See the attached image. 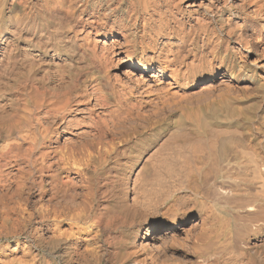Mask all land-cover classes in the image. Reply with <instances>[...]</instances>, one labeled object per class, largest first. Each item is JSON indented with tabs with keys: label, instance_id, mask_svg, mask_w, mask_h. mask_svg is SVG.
<instances>
[{
	"label": "bare ground",
	"instance_id": "1",
	"mask_svg": "<svg viewBox=\"0 0 264 264\" xmlns=\"http://www.w3.org/2000/svg\"><path fill=\"white\" fill-rule=\"evenodd\" d=\"M260 45L264 0H0V264H264Z\"/></svg>",
	"mask_w": 264,
	"mask_h": 264
},
{
	"label": "rangeland",
	"instance_id": "2",
	"mask_svg": "<svg viewBox=\"0 0 264 264\" xmlns=\"http://www.w3.org/2000/svg\"><path fill=\"white\" fill-rule=\"evenodd\" d=\"M259 48L261 49V54H263L264 53V47L262 46V45H260L259 46ZM255 58H256V56L255 55H251V56H248L247 58H246V60L247 61H249V62H253V61H255L257 64H258V66H257V71L259 72V74L260 75H264V67L263 66H261V65H259L260 63H262V61H264V60H262V61H260L259 59H257V60H255ZM264 63V62H263ZM81 64H83V65H85V61L83 60V61H81ZM110 67H111V71L112 72H121V71H123V70H125V69H128V67H127V65H125V63H121L120 61H116V63L114 64H111L110 65ZM69 69V71L68 70H66L65 72V77H64V79H63V76L61 77V76H59V78L61 79V80H59V78H56V80H57V83L59 84H61L62 85V81H64V83H65V81H69V77H70V73H73V71L74 70H72V68H68ZM68 79V80H67ZM105 81L107 80L106 78H103ZM125 79H127V81H128V78L127 77H125ZM63 83V84H64ZM109 89V88H108ZM106 90H107V88H106ZM0 221H1V219H0ZM1 223V222H0ZM0 228L2 229V231L0 232V258L2 259V260H5V256H7V255H9L10 254V252H11V250L12 249H14V248H17V251L19 252V255H28L29 254V250L28 249H26L27 248V246H25V249H26V251L25 250H23V248L22 247H20L22 244L21 243H24L25 241H26V238H25V236H26V234H23V236H21L20 238H21V241H20V245H17L16 244V239L13 237H11L9 240L6 238V235H7V231H5V236H4V234H3V232H4V230H5V228H2L1 227V224H0ZM4 229V230H3ZM164 230L162 229H160V231H158V234H161V232H163ZM180 235H183V230L181 229V230H179V232H178ZM5 241V242H4ZM19 246V247H18ZM23 251L24 252H26L25 254H22L23 253ZM8 253V254H7ZM85 257L86 258H88V260L89 261H93L94 259H95V254L94 253H86L85 254ZM4 258V259H3ZM2 262V261H1Z\"/></svg>",
	"mask_w": 264,
	"mask_h": 264
}]
</instances>
